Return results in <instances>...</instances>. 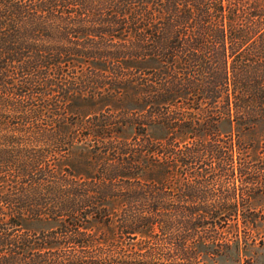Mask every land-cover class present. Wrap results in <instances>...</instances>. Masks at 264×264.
<instances>
[{"label":"trees","instance_id":"trees-1","mask_svg":"<svg viewBox=\"0 0 264 264\" xmlns=\"http://www.w3.org/2000/svg\"><path fill=\"white\" fill-rule=\"evenodd\" d=\"M260 227L264 0H0V264H203Z\"/></svg>","mask_w":264,"mask_h":264},{"label":"rangeland","instance_id":"rangeland-1","mask_svg":"<svg viewBox=\"0 0 264 264\" xmlns=\"http://www.w3.org/2000/svg\"><path fill=\"white\" fill-rule=\"evenodd\" d=\"M73 152H77V149ZM243 231L244 229L240 227L239 236H243ZM226 233L227 237H231L233 232ZM256 234L263 238L262 242H244L243 240L237 244L229 242L228 246L219 249L221 250L219 255L204 256L203 264H264V228L260 227Z\"/></svg>","mask_w":264,"mask_h":264}]
</instances>
